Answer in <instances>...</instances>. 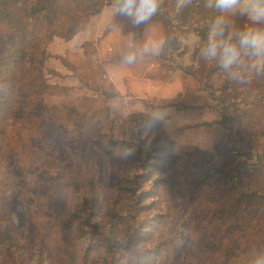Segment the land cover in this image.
<instances>
[{"label": "trees", "instance_id": "16d2710c", "mask_svg": "<svg viewBox=\"0 0 264 264\" xmlns=\"http://www.w3.org/2000/svg\"><path fill=\"white\" fill-rule=\"evenodd\" d=\"M209 0H160L148 20L164 21L174 43L167 61L173 75L194 77L204 54L209 30L220 15ZM214 5L215 0H212ZM117 0H0V264H171L180 246L174 224L177 209L167 194L178 188L179 158L157 120L133 113L123 122L106 108L91 119L74 117V137L92 142V153L58 159L40 123L56 118L42 102L48 88L46 46L55 38L71 39L89 19ZM224 39L239 47V33L248 27L264 30L239 14L227 17ZM207 62L206 79L236 74L244 58L264 68L261 57L240 49L237 61L225 67L219 56ZM204 85V82H201ZM211 107L228 135L220 153L235 155L234 165L210 170L187 180L195 205H207L214 182L224 194L220 217L213 222L223 234L243 216L242 245L264 254V132L249 110L264 103V86L210 92ZM73 119V118H71ZM131 155L124 159V153ZM221 251L192 247L183 264H222Z\"/></svg>", "mask_w": 264, "mask_h": 264}, {"label": "rangeland", "instance_id": "374dc122", "mask_svg": "<svg viewBox=\"0 0 264 264\" xmlns=\"http://www.w3.org/2000/svg\"><path fill=\"white\" fill-rule=\"evenodd\" d=\"M154 43L160 45L158 54L152 50ZM172 48L174 43L163 20L137 24L115 6L102 7L82 32L71 39L55 38L46 46L48 88L42 93V102L56 118L41 122L40 129L58 159L69 163L74 155L93 152L91 141L72 135L80 127L74 117L89 120L110 108L119 122L133 113L143 114L148 121H159L179 158L178 188L167 194L178 212L174 224L182 216L176 229L180 246L171 264H183L192 247L223 250L222 264H256L264 254L242 245L246 223L243 216L223 234L213 224L220 217L224 196L218 190L221 182H214L215 193L202 207L195 205L186 182L210 170L204 160L221 168L232 167L235 155L221 154L219 148L243 136L240 132L228 135L220 124V115L210 107L214 104L210 92L237 91L243 79L255 93L264 86V68L244 58L236 74L206 79L207 62L202 53L194 77L173 75V66L167 61ZM129 55L134 56L131 62L126 59ZM249 112L264 132V103L256 104ZM248 175L263 179L264 170L251 168Z\"/></svg>", "mask_w": 264, "mask_h": 264}, {"label": "clouds", "instance_id": "9594fccd", "mask_svg": "<svg viewBox=\"0 0 264 264\" xmlns=\"http://www.w3.org/2000/svg\"><path fill=\"white\" fill-rule=\"evenodd\" d=\"M160 0H117L116 10L124 15L134 18L137 24L150 19L157 11ZM191 3V0H178V8ZM207 7H215L220 15L215 18L208 35L207 46L203 49L204 55L209 59L219 56L223 66L229 67L238 60L240 49L247 54L261 57L264 54V30L248 27L239 33V47L230 43L231 36L224 39L225 30L228 27V16L239 14L246 16L255 23L264 22V0H209ZM159 44H153L152 50L158 54ZM147 50V45H146ZM126 59L131 62L134 56ZM131 152L126 151L122 158L127 159ZM256 264H264V258L257 260Z\"/></svg>", "mask_w": 264, "mask_h": 264}]
</instances>
